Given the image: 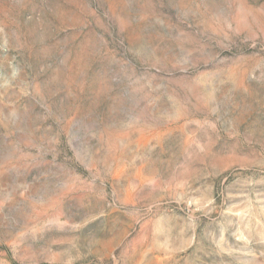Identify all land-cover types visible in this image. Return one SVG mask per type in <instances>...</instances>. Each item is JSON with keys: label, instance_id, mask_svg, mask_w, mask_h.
<instances>
[{"label": "rangeland", "instance_id": "obj_1", "mask_svg": "<svg viewBox=\"0 0 264 264\" xmlns=\"http://www.w3.org/2000/svg\"><path fill=\"white\" fill-rule=\"evenodd\" d=\"M0 264H264V0H0Z\"/></svg>", "mask_w": 264, "mask_h": 264}]
</instances>
